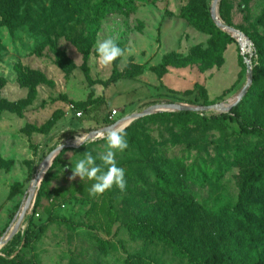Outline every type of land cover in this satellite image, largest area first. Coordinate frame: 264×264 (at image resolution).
Wrapping results in <instances>:
<instances>
[{
	"label": "rangeland",
	"instance_id": "rangeland-1",
	"mask_svg": "<svg viewBox=\"0 0 264 264\" xmlns=\"http://www.w3.org/2000/svg\"><path fill=\"white\" fill-rule=\"evenodd\" d=\"M214 2L145 0L134 11H115L100 20L95 42L84 53L83 18L59 12L53 0H0V241L22 214L13 236L23 233L30 220L36 232L31 244L22 242L9 255L5 247L12 238L3 244L0 264H20L11 260L15 255L31 264H125L130 253L141 254L146 264H190L153 234L134 235L123 223L162 228L199 250H230L241 264L264 258V190L247 184L264 166V135L244 136L235 123L203 125L200 120L225 112L247 82L241 46L252 73L254 68L264 78V68L244 37L240 46L215 21V28L229 36L195 25L194 19H208L207 7L213 19ZM218 14L264 46V0H226L225 20L219 2ZM108 37L125 54L102 67L95 45ZM196 83L217 106L184 118L187 129L176 116L155 117L174 111L154 110L132 119L155 104L200 105L190 101ZM255 97L251 110L264 122V92ZM110 109L118 112L115 126L124 119L131 118L127 126L143 120L126 131L129 147L116 152L117 165L128 167L132 177L126 179L125 191L116 187L110 195L115 217L108 227L94 218L99 197L75 193L74 184L81 179L70 176L83 152L97 156L105 151L101 132L87 136L107 126L103 118ZM78 136L85 145L64 148L63 161L54 166L55 158L42 168L60 144H76ZM166 157L184 163L165 186L157 183V171ZM204 161L206 177H199L195 170ZM48 179L60 199L53 204L52 194L43 197L35 210ZM254 203L263 205L261 214L250 212Z\"/></svg>",
	"mask_w": 264,
	"mask_h": 264
},
{
	"label": "trees",
	"instance_id": "trees-1",
	"mask_svg": "<svg viewBox=\"0 0 264 264\" xmlns=\"http://www.w3.org/2000/svg\"><path fill=\"white\" fill-rule=\"evenodd\" d=\"M225 1H220V15L222 19H226L224 10H225ZM145 2V0H53V4L59 8V12H70L73 15H76L85 20L86 27V35L82 39V51L87 53L89 48L95 42L96 35L99 30L100 20L104 17L112 14L115 11L126 10V11H134L139 3ZM209 8L207 7V15L209 16L207 20L203 23L201 21H196L194 18L195 25L202 30H209L212 32L213 30L218 35L226 36L229 34L222 31L219 27L215 28V22L209 15ZM239 29V28H238ZM242 31L241 29H239ZM243 32V31H242ZM245 33V32H244ZM247 36V34H246ZM231 37V36H230ZM250 41L253 44L254 54L257 56L258 64L264 68V46L259 44L253 40V36L248 35ZM234 39V38H231ZM239 60L241 65L243 66V70H246V64L244 62V55L239 56ZM108 81L107 83H109ZM264 92V78L261 74H259L253 68V81L250 85L246 95L242 98V100L235 106L231 108L229 112H223L216 115L205 116L202 115L200 120L203 125H207L209 122L213 124H225L228 125L229 122L235 123L238 127V131L240 134L244 136L248 135H264V122L259 121L255 116L253 111L251 110V106L253 105L255 97V93L259 91ZM193 103H199L200 105H208L214 103V101L209 102L203 92L202 85L196 83L193 91V98L190 100ZM109 106L110 103L108 104ZM112 109L109 110V113ZM108 113V115H109ZM108 115L103 118V123L109 125L114 123V121L109 120ZM171 116H176V120L180 127L187 129V126L184 124L183 119L188 117H197L196 112L191 111H176L174 113H160L155 115V117L159 118H170ZM142 119L135 120L132 124L127 126L126 131L136 129L141 123ZM128 119H124L121 122L122 125H126ZM120 123V122H119ZM69 132H65L63 135L66 136ZM220 152L222 148L219 147ZM65 150L62 151L60 155H58L53 163V165H57L60 161H63L61 155ZM205 153L206 150H203ZM98 163V161H97ZM183 159L178 157H166L165 162H163V167L161 170L157 171V183L160 185H169L167 178H175L178 176L179 169L183 165ZM206 166L205 161L201 166L199 165L195 170L196 174L199 177H206V171L204 167ZM125 170V179H129L132 177V173L128 167L123 168ZM94 181L85 179L81 180L78 183L74 184V191L78 193L80 196L87 199H94L99 197V202L96 204L97 212L94 214V218L96 222H100L101 224H107L110 227L112 221H114L115 211L111 208L109 199L110 195L116 189L114 185L110 190H107L103 195L92 197L88 194L87 188L91 186ZM247 184L249 186H256V189L262 187L264 190V166L257 173L251 175ZM52 194L53 204L60 199V192L57 188H50V179H48L45 183H43L42 187L38 193V199L35 204V210H38L40 207V201L43 197H50ZM43 201V200H42ZM263 205L261 203H254L249 205V210L251 213L261 214L263 212ZM61 221L68 224L69 226L75 228L78 227V224L74 223L72 220L67 218H61ZM33 220H30L29 227L23 233H17L12 239L8 242L5 247V252L7 254H11L14 252L15 247H18L22 242L24 245L31 244L36 237V232L34 229L31 230V226L33 224ZM130 232L134 235H143L146 232L153 234L158 239L163 241L168 247L172 248L176 255H179L188 260L190 264H241L242 262L236 256L235 253L230 252V250L219 251L216 247L210 246L207 251L199 250L194 248L191 245H186L176 239L174 236L169 235L168 232L163 230L162 228H147L144 224H134V223H123ZM103 241V240H100ZM228 251V253L226 252ZM1 259V257H0ZM11 260L18 261L20 264H31L29 261L21 260L18 255H15ZM125 264H146V260L139 253H130L127 254L125 259ZM247 264H264V258H257L253 261L247 262Z\"/></svg>",
	"mask_w": 264,
	"mask_h": 264
},
{
	"label": "clouds",
	"instance_id": "clouds-1",
	"mask_svg": "<svg viewBox=\"0 0 264 264\" xmlns=\"http://www.w3.org/2000/svg\"><path fill=\"white\" fill-rule=\"evenodd\" d=\"M98 63L102 67L111 65L118 58L124 56L125 49H122L115 39L108 37L98 40L95 45ZM252 51L251 48L248 50ZM251 69V65H249ZM127 125L118 124L101 132L100 138L106 141L105 151L97 156L92 152L85 151L72 167L70 179L74 180L79 177L81 180H91L94 183L87 188L90 196L96 197L103 195L114 185L123 192L126 190L127 182L125 179V170L117 165L115 156L116 152H123L129 147L126 139ZM77 145L86 143V140L78 136L75 140ZM62 148V144L59 146ZM99 161V163H97Z\"/></svg>",
	"mask_w": 264,
	"mask_h": 264
},
{
	"label": "water",
	"instance_id": "water-1",
	"mask_svg": "<svg viewBox=\"0 0 264 264\" xmlns=\"http://www.w3.org/2000/svg\"><path fill=\"white\" fill-rule=\"evenodd\" d=\"M221 0H215V2L212 5V17L214 19V21L216 22L217 26H219L220 28L224 29L225 31H227L229 34H231L240 44V38L244 37L247 41H250L249 37L246 36L245 33H243L242 31H240L239 29L229 26L226 23H224L219 14H218V4ZM241 46V44H240ZM242 49V55H244V62L246 64V72L248 74V80L245 83V85L243 86V88L241 89L240 93L231 101V104L226 108L225 112H229L231 110V108L235 105H237L242 98L246 95L250 85H251V81H252V68L249 69V65L250 64V60L247 56H245V52L243 47L241 46ZM216 104H208V105H193V104H188V103H176V102H170V103H166V104H155L153 106L147 107L146 109H144L141 113H135L132 115V119H137L140 118L142 116H145L147 114H149L150 112H153L154 110H161V111H191V112H205V111H209L211 109H213L214 107H216ZM128 125V124H126ZM115 126V124H111V125H107L99 130L93 131L91 132L87 137L99 134L100 132H104L105 130H107L110 127ZM70 146H78L77 144L74 143H70V142H66L62 144V148L58 147L56 150H54L49 157L46 158V160L43 163V169L48 168L49 165L52 163V161L57 157V155L66 147H70ZM41 177V173L38 174V176L35 179V183L34 185H36L38 183V181L40 180ZM33 198V194H30L28 197V201H30ZM23 216V214H22ZM21 216V218H22ZM20 218V219H21ZM19 219V221H20ZM19 221L13 226V228L10 230V232L7 234V236L5 238H3L0 241V248L3 244H5L10 238H12V236L16 233V230L18 228L19 225Z\"/></svg>",
	"mask_w": 264,
	"mask_h": 264
},
{
	"label": "built area",
	"instance_id": "built-area-1",
	"mask_svg": "<svg viewBox=\"0 0 264 264\" xmlns=\"http://www.w3.org/2000/svg\"><path fill=\"white\" fill-rule=\"evenodd\" d=\"M247 41V40H246ZM248 42V44H249V48H253V44H252V42L251 41H247ZM244 49V48H243ZM245 52V51H244ZM117 110L116 109H112L111 111H110V113H109V115H108V118H109V120H111V121H114L115 120V118H116V115H117Z\"/></svg>",
	"mask_w": 264,
	"mask_h": 264
},
{
	"label": "bare ground",
	"instance_id": "bare-ground-1",
	"mask_svg": "<svg viewBox=\"0 0 264 264\" xmlns=\"http://www.w3.org/2000/svg\"><path fill=\"white\" fill-rule=\"evenodd\" d=\"M130 120H131V118H129V119H128V121H127V123H126V124H128Z\"/></svg>",
	"mask_w": 264,
	"mask_h": 264
}]
</instances>
